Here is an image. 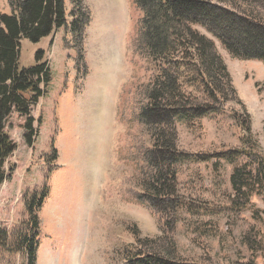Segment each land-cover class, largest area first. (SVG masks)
Returning a JSON list of instances; mask_svg holds the SVG:
<instances>
[{
	"label": "rangeland",
	"instance_id": "rangeland-1",
	"mask_svg": "<svg viewBox=\"0 0 264 264\" xmlns=\"http://www.w3.org/2000/svg\"><path fill=\"white\" fill-rule=\"evenodd\" d=\"M10 1L0 0V14L11 13ZM116 1L117 7L111 0H64L65 27L38 44L21 41L19 66L33 65L35 51L43 50L51 81L31 108L30 145L25 119L12 114L7 121L17 147L8 160L14 172L0 188V229L12 237L25 226L26 199L46 186L36 264H127L134 250H166L196 264H264L263 195L248 204L244 187L234 189L230 180L243 164L251 180L256 154L264 157V63L231 56L199 29L235 94L215 113L177 123V149L189 157L176 167L177 197L192 209L161 217L146 202L153 139L140 119L156 69L138 42L140 11L132 0ZM229 9L264 23V0H233ZM72 21L79 25L71 29ZM182 88L201 96L193 86ZM237 118L249 122L247 143ZM226 151L237 152L234 162L207 159ZM9 251L0 249V264H24Z\"/></svg>",
	"mask_w": 264,
	"mask_h": 264
},
{
	"label": "trees",
	"instance_id": "trees-1",
	"mask_svg": "<svg viewBox=\"0 0 264 264\" xmlns=\"http://www.w3.org/2000/svg\"><path fill=\"white\" fill-rule=\"evenodd\" d=\"M132 1L142 15L138 42L156 69L146 92L147 103L140 111V119L149 126L153 139L152 147L146 152L153 172L146 186V202L161 217L167 212L176 216L179 210L192 209L180 203L177 197L176 167L189 157L177 149L176 125L215 113L218 105L235 94L225 64L216 54L213 43L199 29L219 41L231 56L264 63V23L231 11L233 0ZM9 5L11 13L0 14V188L11 178L15 168L8 162L17 146L6 129L7 121L12 114L25 119V142L30 145L36 137L31 108L44 96L51 81L50 66L43 50L35 51L33 65L19 66L21 41L38 44L65 27L67 22L64 0H11ZM76 25L79 24L72 21L71 29ZM183 85L193 86L201 96L185 93ZM236 122L247 143L244 138L249 132L248 120L237 118ZM244 154L249 155L241 153ZM256 155L260 158L254 170L255 176L261 174L258 179L250 175L251 172L248 173L251 180L242 175L246 170L244 164L234 168L230 178L234 189L239 188L238 183H241L240 189L244 187L242 197L248 204L250 198L258 194L264 199V157ZM210 158L232 163L237 152H221L207 157ZM48 195L45 186L26 199L28 220L12 237L0 229V249L5 247L12 254H19L24 264H36L40 235L38 215ZM131 257L127 264H196L180 261L166 250L147 253L134 250Z\"/></svg>",
	"mask_w": 264,
	"mask_h": 264
},
{
	"label": "bare ground",
	"instance_id": "bare-ground-1",
	"mask_svg": "<svg viewBox=\"0 0 264 264\" xmlns=\"http://www.w3.org/2000/svg\"><path fill=\"white\" fill-rule=\"evenodd\" d=\"M117 4H118V3H117L116 0H111V6H112V7L115 6V5H116V7H117ZM108 62H109V61L107 60V66H108ZM104 67L107 68L105 65H104ZM100 81H101V80H100ZM101 82H102V81H101ZM95 141H96V140H95ZM90 170H91V174L94 175V174H95V169H90ZM94 177H95V176H94ZM73 253H74V254H73L74 258H73V259H74V261H75V258H76V252H73Z\"/></svg>",
	"mask_w": 264,
	"mask_h": 264
}]
</instances>
